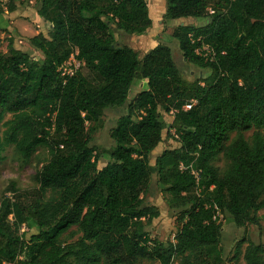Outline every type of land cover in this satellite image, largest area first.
Returning a JSON list of instances; mask_svg holds the SVG:
<instances>
[{
    "label": "trees",
    "instance_id": "16d2710c",
    "mask_svg": "<svg viewBox=\"0 0 264 264\" xmlns=\"http://www.w3.org/2000/svg\"><path fill=\"white\" fill-rule=\"evenodd\" d=\"M19 1H35L49 31L28 39L39 62L11 39L0 53V161L6 145L23 162L38 148L48 160L34 177L38 198L14 182L3 190L0 264H264V243L243 237L223 258L222 220H213L218 211L245 229L264 209V0H166L164 22L204 19L171 34L184 62L208 72L191 81L169 47L139 59L115 38L151 28L145 0ZM75 52L81 65L61 76ZM134 80L144 89L127 103ZM125 105L110 161L98 168L86 124ZM158 109L172 115L178 147L151 166L165 130ZM219 154L222 170L213 165ZM153 174L174 219L173 242L146 231L159 216L141 198Z\"/></svg>",
    "mask_w": 264,
    "mask_h": 264
},
{
    "label": "rangeland",
    "instance_id": "374dc122",
    "mask_svg": "<svg viewBox=\"0 0 264 264\" xmlns=\"http://www.w3.org/2000/svg\"><path fill=\"white\" fill-rule=\"evenodd\" d=\"M2 1V0H1ZM148 7L149 18L152 26L145 33L133 36L118 35L114 33L115 38H119L122 44L131 47L141 59L147 52L153 49L156 45H164L171 49L173 60L177 68L183 72L182 76L185 80H194L201 72L207 74V70L195 67L192 64L184 62L181 52L178 48L177 41L172 38V31L180 25H194L202 26L204 19L185 18L181 20L163 21V14L166 9V0H145ZM3 5L0 15V53L6 51L8 41H13V46L23 52L28 53L36 61L42 60V55L39 51L30 46L28 39L38 34L46 37L49 31V25L44 22L37 15V8L35 1L22 2L19 0L12 1L11 5ZM13 7V10L10 8ZM3 12V13H2ZM76 60L77 55H74ZM75 61V59H74ZM71 62L72 65L75 62ZM76 65V64H75ZM68 68H73L69 66ZM68 68L66 70H68ZM145 81L134 80L129 91L128 101L132 100L140 91L144 89ZM162 120L165 124V130L162 134V140L158 146L149 155V164L154 165L155 159L166 149L178 147L176 137L173 131H168V126L172 121L171 114H165L161 109H158ZM126 114V105L121 108H112L105 110L99 120L92 124H86L87 128L91 131V144L95 151H101L98 168L103 167L110 161L108 151L112 149L114 143L110 138L111 131L115 127L116 120ZM10 116H6V120ZM245 139H249L251 131L243 134ZM235 134L230 135V140L234 138ZM2 160L0 161V203L2 200L3 190L14 182L15 187L19 191H31L33 199L38 198L36 190L38 188L35 182V174L39 171L41 166L48 160L47 151L44 148H38L30 157L27 162H23L14 150L13 145H6L1 154ZM227 161L221 154L218 155L213 165L219 170H222ZM157 177L155 174L151 176L150 182L141 193V198L147 204L153 206L159 216L154 219L151 224L146 228V231L160 242H173L175 230L174 219L171 216L170 210L166 204L164 194L160 193L157 188ZM51 197V193L47 191L43 199ZM27 201V199H26ZM258 225H247L245 229L237 228L229 217L223 216L222 219V232L220 239V247L222 249L223 258L232 256L236 242L245 238L246 241L253 243H264V209L256 214ZM35 230H28L25 237L28 238L34 234ZM77 236L73 239L75 240ZM244 250L245 245H242ZM243 264V262H240ZM139 264H158L156 262L140 261Z\"/></svg>",
    "mask_w": 264,
    "mask_h": 264
},
{
    "label": "built area",
    "instance_id": "2783aa9c",
    "mask_svg": "<svg viewBox=\"0 0 264 264\" xmlns=\"http://www.w3.org/2000/svg\"><path fill=\"white\" fill-rule=\"evenodd\" d=\"M0 2H1V0H0ZM0 5L4 6L2 2L0 3ZM204 50H206V47H204ZM74 55H77V52H75L73 55H71L68 58V60L59 68V71H61V76H71L74 73V71L77 70L79 68V66L81 65V62L77 61ZM74 59L77 62H75ZM73 61L75 62L76 65L75 64L72 65L71 62H73ZM69 66L70 67L73 66V68L72 69L68 68ZM67 68H68V70H66ZM187 108H188V106H186L184 109H187ZM213 220H217V222L222 220V216L218 211H216L215 215L213 216Z\"/></svg>",
    "mask_w": 264,
    "mask_h": 264
},
{
    "label": "crops",
    "instance_id": "0c3cea01",
    "mask_svg": "<svg viewBox=\"0 0 264 264\" xmlns=\"http://www.w3.org/2000/svg\"><path fill=\"white\" fill-rule=\"evenodd\" d=\"M152 26V25H151ZM149 30V29H148Z\"/></svg>",
    "mask_w": 264,
    "mask_h": 264
}]
</instances>
